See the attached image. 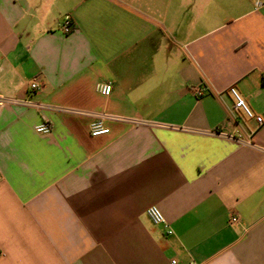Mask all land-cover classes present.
<instances>
[{"label": "crops", "instance_id": "crops-1", "mask_svg": "<svg viewBox=\"0 0 264 264\" xmlns=\"http://www.w3.org/2000/svg\"><path fill=\"white\" fill-rule=\"evenodd\" d=\"M229 87L264 117V3L0 0V264H264V122Z\"/></svg>", "mask_w": 264, "mask_h": 264}, {"label": "built area", "instance_id": "built-area-1", "mask_svg": "<svg viewBox=\"0 0 264 264\" xmlns=\"http://www.w3.org/2000/svg\"><path fill=\"white\" fill-rule=\"evenodd\" d=\"M253 3V6L255 9L259 8L263 3L264 0H250ZM62 27L65 31H67L70 28V22H69V17H64L63 18V24ZM29 87L31 90H36L39 87V84L36 79H32L29 83ZM111 83L106 82V83H97L95 85V90L98 94L102 96H108L111 93ZM192 92L194 95L197 97L202 96V90L200 87H191ZM228 94L230 95L232 101H233V109L235 112L240 113L245 119H252L254 120L258 125L263 124L264 122V117L255 114L252 112V110L248 107L244 99L241 97V95L238 93L235 87H229L228 89ZM0 101H4L0 99ZM15 103V102H14ZM20 104H24L27 106H31L37 109L42 108L38 104L34 103H27L26 101L20 102ZM79 114H87L91 118V122L89 125V134L90 136H100V135H106L109 133L108 127L105 125V123L109 120H122L117 117H112L108 114L105 113H82V112H77ZM51 130V127L47 123H41L35 127L36 133L40 134H47ZM245 145H252L248 141L243 142ZM145 214L149 221L154 224V225H165V219L160 212V210L156 206H149L147 207ZM236 221L235 216H231L229 219L230 223H233ZM167 234L171 235L172 231L167 230ZM172 264H175V261H171ZM186 264H193V263H186Z\"/></svg>", "mask_w": 264, "mask_h": 264}]
</instances>
